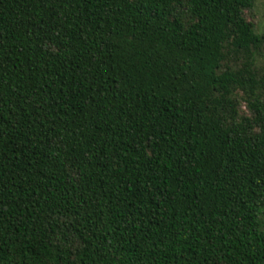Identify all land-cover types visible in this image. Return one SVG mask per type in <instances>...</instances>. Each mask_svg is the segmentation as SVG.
<instances>
[{"label": "trees", "instance_id": "obj_1", "mask_svg": "<svg viewBox=\"0 0 264 264\" xmlns=\"http://www.w3.org/2000/svg\"><path fill=\"white\" fill-rule=\"evenodd\" d=\"M257 0H0V264H264Z\"/></svg>", "mask_w": 264, "mask_h": 264}, {"label": "rangeland", "instance_id": "obj_2", "mask_svg": "<svg viewBox=\"0 0 264 264\" xmlns=\"http://www.w3.org/2000/svg\"><path fill=\"white\" fill-rule=\"evenodd\" d=\"M256 29L259 33H264V0H257L256 7L253 11Z\"/></svg>", "mask_w": 264, "mask_h": 264}]
</instances>
